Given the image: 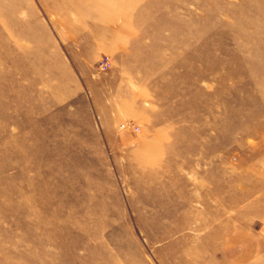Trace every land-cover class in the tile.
<instances>
[{
    "label": "rangeland",
    "instance_id": "374dc122",
    "mask_svg": "<svg viewBox=\"0 0 264 264\" xmlns=\"http://www.w3.org/2000/svg\"><path fill=\"white\" fill-rule=\"evenodd\" d=\"M0 264H264V0H0Z\"/></svg>",
    "mask_w": 264,
    "mask_h": 264
},
{
    "label": "crops",
    "instance_id": "0c3cea01",
    "mask_svg": "<svg viewBox=\"0 0 264 264\" xmlns=\"http://www.w3.org/2000/svg\"><path fill=\"white\" fill-rule=\"evenodd\" d=\"M250 238V239H249ZM248 239L249 240H247V239H244V243L243 244H245V245H249L251 248H250V250H249V252H248V254L246 255V256H243V259H245V260H249L250 258H253L254 257V255H255V247H253V245L257 242L255 239H252L253 237H249Z\"/></svg>",
    "mask_w": 264,
    "mask_h": 264
},
{
    "label": "built area",
    "instance_id": "2783aa9c",
    "mask_svg": "<svg viewBox=\"0 0 264 264\" xmlns=\"http://www.w3.org/2000/svg\"><path fill=\"white\" fill-rule=\"evenodd\" d=\"M108 65H109V59H108V57H105L101 62H100V64H99V68L100 69H102V70H106L107 69V67H108ZM125 126V125H124ZM124 126H122V128H124ZM136 131H138L137 130V128H134Z\"/></svg>",
    "mask_w": 264,
    "mask_h": 264
}]
</instances>
